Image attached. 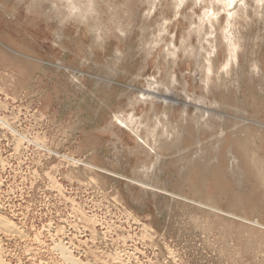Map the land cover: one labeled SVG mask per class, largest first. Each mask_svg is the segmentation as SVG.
I'll return each instance as SVG.
<instances>
[{
	"label": "rangeland",
	"instance_id": "1",
	"mask_svg": "<svg viewBox=\"0 0 264 264\" xmlns=\"http://www.w3.org/2000/svg\"><path fill=\"white\" fill-rule=\"evenodd\" d=\"M56 1L0 0V119L8 126L0 125V217L19 232L7 239L0 230V260L71 264L60 246L81 264H264V229L191 204L212 203L264 227L258 2L207 14L214 25L198 50L212 69L204 87L208 63L191 56L200 45L191 29L209 6L202 0H93L96 12L81 21ZM226 20L236 53L228 73L219 38ZM114 114L132 116L144 137L146 122L166 116L178 136L147 156ZM86 164L128 178L153 166L149 183L187 199Z\"/></svg>",
	"mask_w": 264,
	"mask_h": 264
},
{
	"label": "bare ground",
	"instance_id": "2",
	"mask_svg": "<svg viewBox=\"0 0 264 264\" xmlns=\"http://www.w3.org/2000/svg\"><path fill=\"white\" fill-rule=\"evenodd\" d=\"M61 2L63 1L65 4H63L62 6H64L67 11H69V15L70 14H73L75 15L79 21H81L82 19L84 20H90V17H91V14H93V12L95 13L96 12V7L93 5V0H60ZM95 1V0H94ZM181 1V0H180ZM203 1V4L205 3V6L206 5H209L207 7L204 8L202 14H201V17L200 19H198V23H197V26L196 28H194L193 30L191 29L192 33H194L196 35V38H197V43L200 44L198 45V47L196 48L197 49V53L194 51L193 53H191V56H193V58L195 57V60H197V57L199 58V63L201 65V62L205 59L206 62L208 63L207 64V67L205 66L204 67V71H205V75H204V79H202V81L204 82V87L207 86L208 87V81H209V75L210 73H212V69L211 67L209 66V62H208V59L202 57L201 58V53L198 52L199 49H204V45L201 44L202 43V38L204 35V33H207V29L209 30V28H212L213 27V23H212V19H210L208 17L207 14H210V13H213L214 14V6L216 8H220L224 11H227L228 13L230 12V14L234 11H236L239 6H238V2L242 1V0H202ZM55 2H57L55 0ZM175 2V1H174ZM258 2V5H255L254 3H257ZM60 4V2H59ZM182 3H173V5L175 6V10L177 9V7H180ZM253 7L255 10H262L260 13H264V0H253ZM153 5V4H152ZM232 6L233 9L230 11L228 10V8H231ZM60 7V6H59ZM64 7L62 9H64ZM178 10V9H177ZM208 10V12L206 11ZM66 12V11H65ZM90 14V16H89ZM177 14V13H176ZM64 15V14H63ZM88 15V16H87ZM72 16V15H71ZM232 16V15H230ZM228 16V17H230ZM73 17V16H72ZM68 18V17H67ZM76 18V19H77ZM80 18V19H79ZM93 19V18H92ZM91 19V20H92ZM94 21V20H93ZM86 22V21H85ZM81 24V23H80ZM83 24V23H82ZM116 24V23H115ZM86 25V24H84ZM90 25V24H89ZM88 26V25H87ZM93 26V25H92ZM116 26V25H115ZM94 27V26H93ZM92 27V28H93ZM117 29V28H116ZM94 30V29H93ZM97 31H99L98 29V26L95 27V33L92 34L93 35V40L95 42H97V39H98V34L96 33ZM101 31V30H100ZM191 31L187 34V38L183 41L182 43V49H186V45H188V38L191 34ZM102 32V31H101ZM100 32V33H101ZM118 32H124L122 29H119ZM101 36V35H100ZM125 36V35H124ZM233 29L229 27V20H226V24L225 26L222 28V30L220 31L219 33V38L221 39V42L223 44V48L226 52V57H227V60L225 62V66L223 68L224 70V73H228L230 71V68L232 67L231 66V63L234 61L235 59V46H234V40H233ZM158 37L159 35H157L156 37H152L153 41L152 42H148V44L146 43V48L144 49V55L147 56L149 55L151 52H152V48H153V44L157 43L158 42ZM160 38V37H159ZM151 39V40H152ZM206 43H209L207 40H206ZM189 46V45H188ZM187 46V48H189ZM151 50V52H150ZM192 51V50H191ZM205 53H207V55L209 54L208 51H207V48L204 50ZM153 53V52H152ZM190 53V52H189ZM204 53V54H205ZM154 54V53H153ZM171 54H173V49H170L169 50L167 49L165 54H164V57L165 59L167 57H169ZM201 61V62H200ZM204 62V61H203ZM229 67V68H228ZM202 68V66H201ZM204 73V72H203ZM209 74V75H208ZM79 77V76H78ZM173 79H171L172 81ZM174 82V81H173ZM171 82V83H173ZM208 83V84H207ZM206 87V88H207ZM148 92V91H147ZM150 92V91H149ZM166 93V91H165ZM143 94V93H142ZM167 94V93H166ZM170 94V93H169ZM156 95H154L153 97H155ZM131 104V103H130ZM163 116V115H162ZM166 117V116H165ZM165 117H160L159 118H155L153 121H152V125L148 124L147 125V122H146V125L142 126L144 128V132L145 134L149 135L147 137H144L142 136L141 134V126H139L137 128V126L135 124H133L132 122V116L128 117V118H125L123 115L121 114H114V118L116 119V123H115V126L117 125L118 127L120 125L122 126H125L127 127L129 130L132 131V133L134 134L135 138L138 139V141H140L142 144H140V142H137L138 143V147L139 149H137L138 151L137 152H140L149 156V152L151 153V151H155V149H157L156 147L160 145L161 141L165 142V141H168L173 138V135L174 137L178 136L176 135V132L174 130H170L168 127L170 125V121L168 122V124L166 123L167 120H165ZM168 119V118H166ZM141 120V119H140ZM138 120V123L137 125H141V121ZM243 123V122H242ZM0 125L4 126V127H7V124H5V122L3 120L0 119ZM151 127H150V126ZM166 125H168V127H166ZM161 126V127H160ZM159 127L160 129L162 128V135H159L161 138V140H157L156 139V133L159 131ZM6 128V129H7ZM151 128V129H150ZM118 129V128H117ZM121 129V128H120ZM11 130V129H10ZM9 130V131H10ZM119 130V129H118ZM13 131V130H12ZM120 131V130H119ZM173 132V133H172ZM157 133V134H158ZM16 134V133H15ZM171 135V136H170ZM24 140V139H23ZM21 142V141H20ZM22 144V143H21ZM247 142L245 141H240L238 146L240 148H243V149H247ZM144 145V146H143ZM148 148H147V147ZM85 166L89 167V169H93L95 170L96 172H99L101 174H104L106 176H110V177H113V178H116V179H120V180H123L131 185H134L132 187H137L139 189H141L142 191H151L153 193H160L163 194V195H166V196H169L171 197L172 199H176V200H180V199H187L183 196H180L179 194H175V193H170L168 191H165L163 189H159L157 188L156 186H154L152 184V182L149 183L150 181V175H151V168L153 167H147L145 165H141L139 167V169L137 171H135V176L134 178H128L124 175H121V174H117V173H114V172H111L109 170H106V169H102V168H99V167H96L94 165H90V164H86ZM153 169V168H152ZM115 179V180H116ZM55 181V180H54ZM154 182V181H153ZM53 183V182H52ZM122 183V182H121ZM54 184V183H53ZM155 184V183H154ZM1 185V184H0ZM130 187V186H129ZM131 187V188H132ZM57 188V187H56ZM137 190V189H136ZM59 192V191H58ZM146 193V192H145ZM155 195V194H154ZM191 204H193L194 206L202 209L203 211H205L206 213H211V214H218V215H221L223 217H226L228 219H231V220H238V221H241V222H244L246 224H249V225H252L254 227H257V228H260V229H264L263 226L257 224V223H251V221L249 220H246L244 218H241V217H238L237 215H235L234 213L232 212H227V211H223L221 210L220 208H218L217 206L213 205L212 203H202V202H197V201H194V202H191ZM76 210V209H74ZM78 213L79 215V212H76V214ZM0 230L1 231H4L3 233H5L7 236H4L5 238L7 239H11L14 237V235H17L19 232H17L16 228L13 226V224H11L10 222L6 221V219H2L0 217ZM21 234V233H20ZM10 235V236H8ZM18 237V236H17ZM2 240V239H1ZM0 240V242H1ZM35 240V239H34ZM23 241V240H22ZM34 244V243H33ZM37 244V243H36ZM3 245V244H2ZM56 245V244H55ZM68 245V244H67ZM64 246V245H63ZM60 250H61V253L63 254V256L65 257L66 260H69L71 261V264H81V263H78V262H75V259H72V255H70L69 251L66 250L65 248L63 247H58ZM67 248V246H66ZM57 252V251H56ZM1 259V258H0ZM64 262V260H62ZM0 264H5L4 261L2 262L0 260ZM70 264V263H69Z\"/></svg>",
	"mask_w": 264,
	"mask_h": 264
}]
</instances>
